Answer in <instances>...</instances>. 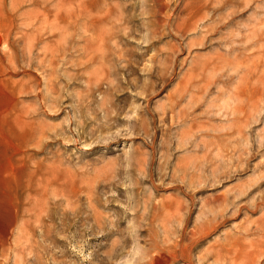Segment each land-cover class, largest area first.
Instances as JSON below:
<instances>
[{
    "label": "rangeland",
    "instance_id": "374dc122",
    "mask_svg": "<svg viewBox=\"0 0 264 264\" xmlns=\"http://www.w3.org/2000/svg\"><path fill=\"white\" fill-rule=\"evenodd\" d=\"M263 221L264 0H0V264H264Z\"/></svg>",
    "mask_w": 264,
    "mask_h": 264
},
{
    "label": "bare ground",
    "instance_id": "6f19581e",
    "mask_svg": "<svg viewBox=\"0 0 264 264\" xmlns=\"http://www.w3.org/2000/svg\"><path fill=\"white\" fill-rule=\"evenodd\" d=\"M8 41V40H7ZM259 226V225H258ZM258 230L261 232V237L264 239V221L261 227L258 228ZM263 243V242H262ZM256 245V244H255ZM181 247V246H180ZM248 249V248H247ZM250 252V251H249ZM255 253H264V246L263 245H257L256 246V251ZM182 258V255H181ZM157 260V259H156ZM249 260L250 262H254L256 261L255 258L253 257H248L245 259L246 263L245 264H249Z\"/></svg>",
    "mask_w": 264,
    "mask_h": 264
}]
</instances>
